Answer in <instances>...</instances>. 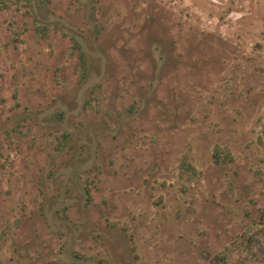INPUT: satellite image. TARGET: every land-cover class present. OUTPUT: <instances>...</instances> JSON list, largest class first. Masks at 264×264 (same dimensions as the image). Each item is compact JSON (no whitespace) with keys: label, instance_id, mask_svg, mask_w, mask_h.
Instances as JSON below:
<instances>
[{"label":"rangeland","instance_id":"obj_1","mask_svg":"<svg viewBox=\"0 0 264 264\" xmlns=\"http://www.w3.org/2000/svg\"><path fill=\"white\" fill-rule=\"evenodd\" d=\"M0 264H264V0H0Z\"/></svg>","mask_w":264,"mask_h":264},{"label":"trees","instance_id":"obj_2","mask_svg":"<svg viewBox=\"0 0 264 264\" xmlns=\"http://www.w3.org/2000/svg\"><path fill=\"white\" fill-rule=\"evenodd\" d=\"M218 158L217 157V161H218ZM182 167L183 169H185L186 171H189V172H195L196 171V168L193 164H191L190 160L184 156V158L182 159Z\"/></svg>","mask_w":264,"mask_h":264}]
</instances>
